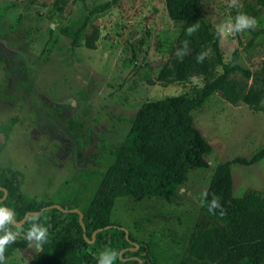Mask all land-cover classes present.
Here are the masks:
<instances>
[{
    "label": "rangeland",
    "instance_id": "rangeland-1",
    "mask_svg": "<svg viewBox=\"0 0 264 264\" xmlns=\"http://www.w3.org/2000/svg\"><path fill=\"white\" fill-rule=\"evenodd\" d=\"M105 1L63 0L57 16L53 0H0V168L23 174L20 189L29 201L75 203L83 211L79 196L95 191V175L111 163L139 107L201 86L200 78L157 81L182 27L168 18L164 0H120L91 17L72 49L60 28L80 26L89 9ZM255 1L203 0L200 12L219 34L223 60L237 51L239 65L252 75L231 78L264 92V36L247 47L251 31L264 27V6L253 15ZM240 14L256 24L222 35L220 25L231 21L235 28ZM93 35L89 49L85 39ZM192 117L211 145L209 167L191 171L171 198H119L111 214L113 223L150 244L157 264L191 258L190 238L214 225L200 205L216 165L264 145V113L230 104L219 91ZM231 175L234 196L246 189L264 192V160L232 165ZM34 245L12 251L5 264H33Z\"/></svg>",
    "mask_w": 264,
    "mask_h": 264
},
{
    "label": "trees",
    "instance_id": "trees-1",
    "mask_svg": "<svg viewBox=\"0 0 264 264\" xmlns=\"http://www.w3.org/2000/svg\"><path fill=\"white\" fill-rule=\"evenodd\" d=\"M119 1L92 6L80 26H63L60 34L70 40L72 49L78 47L91 17L107 12ZM202 1L164 0L168 18L182 27L171 57L157 76L161 84L200 78L201 86L192 94L148 100L139 107L111 163L95 175V191L81 211L84 228L74 212L75 203L57 204L56 208L52 202L29 201L20 189L23 174L0 168V207L15 212L12 230L30 228L32 217L49 229L33 264H98L102 252L113 250L118 253L114 264H157L147 241L136 240L131 233L126 237L125 229L111 221L115 200L171 198L191 171L209 167L206 157L212 148L195 127L192 112L215 92H221L230 104L240 102L264 113V92L244 89L231 78L235 73L245 79L252 75L239 65L237 51L229 61L223 60L219 34L200 12ZM263 6L264 0H256L253 15ZM51 8L61 16L63 0H53ZM192 26L195 30L189 35L186 30ZM259 36H264V27L251 31L247 47L253 46ZM96 39L97 35L87 37L86 47L93 49ZM201 55L203 59L198 60ZM262 160L264 145L248 157L238 156L216 165L200 205L214 225L190 238L187 250L191 258L176 264H264V192L246 189L234 196L231 175L232 165L248 167ZM213 199L219 207H212ZM29 246L26 239L19 238L6 246L5 262L12 251Z\"/></svg>",
    "mask_w": 264,
    "mask_h": 264
},
{
    "label": "clouds",
    "instance_id": "clouds-1",
    "mask_svg": "<svg viewBox=\"0 0 264 264\" xmlns=\"http://www.w3.org/2000/svg\"><path fill=\"white\" fill-rule=\"evenodd\" d=\"M236 25L235 28L231 26V21L228 22V26L225 24L220 25L219 31L222 35H226L231 32H239L246 28H252L256 24L255 18H249L244 14H240L235 18ZM195 30V26L189 27L186 31L190 35ZM187 45V42H185ZM203 55L198 57V60H202ZM217 200L213 199L212 207H219ZM15 212L6 207H0V264H5L4 250L5 247L14 244L17 239H26L29 245L35 241V247L39 248L46 242L48 238V227L37 224L35 222L36 217H32L33 223L28 229H17L12 230V225L14 224ZM23 232V235H22ZM118 253L116 251H105L98 257V264H114Z\"/></svg>",
    "mask_w": 264,
    "mask_h": 264
},
{
    "label": "water",
    "instance_id": "water-1",
    "mask_svg": "<svg viewBox=\"0 0 264 264\" xmlns=\"http://www.w3.org/2000/svg\"><path fill=\"white\" fill-rule=\"evenodd\" d=\"M54 207L59 208L58 205H55ZM74 212L77 213V214L79 215V220H80L79 222H80V224L82 225V221H81L82 213H81L78 209H75ZM82 227H83V225H82ZM83 228H84V227H83ZM125 236H126V237L128 236V232H127L126 230H125Z\"/></svg>",
    "mask_w": 264,
    "mask_h": 264
},
{
    "label": "crops",
    "instance_id": "crops-1",
    "mask_svg": "<svg viewBox=\"0 0 264 264\" xmlns=\"http://www.w3.org/2000/svg\"><path fill=\"white\" fill-rule=\"evenodd\" d=\"M79 199L82 200V199H85L84 202H83V208H85L86 205H84L85 203H88V200L90 199V197H86L85 198V195L84 196H79ZM53 203V202H52ZM59 204V203H58ZM39 249V248H38Z\"/></svg>",
    "mask_w": 264,
    "mask_h": 264
}]
</instances>
